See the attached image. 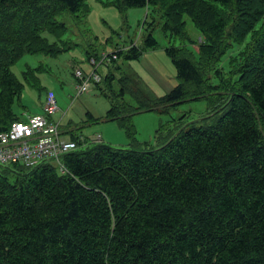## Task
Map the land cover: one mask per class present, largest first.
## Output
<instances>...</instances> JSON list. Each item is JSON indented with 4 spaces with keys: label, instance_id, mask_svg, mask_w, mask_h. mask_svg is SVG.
<instances>
[{
    "label": "trees",
    "instance_id": "16d2710c",
    "mask_svg": "<svg viewBox=\"0 0 264 264\" xmlns=\"http://www.w3.org/2000/svg\"><path fill=\"white\" fill-rule=\"evenodd\" d=\"M85 1L0 0V132L27 111L21 104L26 84L43 87V63L27 65L23 80L13 66L26 55L71 48L61 46L66 40L58 39L57 30L64 25L54 19L62 13L78 16ZM161 1L115 0L114 5L126 15L130 8ZM172 2L213 32H206L210 43L199 53L209 67L232 48L212 42L229 24L215 3L246 8L232 34L238 44L264 15V0ZM177 22L164 23L166 35L179 33ZM45 30L59 42H50ZM157 44L150 31L144 43L116 51L113 60H138ZM166 53L179 79L168 94L140 92L131 86L133 77L122 79L108 116L130 133L139 111L162 113L165 105L207 101L206 73L198 63L178 46ZM87 57L96 58L90 52ZM238 68L239 86L216 119L187 125L182 118L167 121L158 129L156 145L116 147L83 139L70 128L65 132L80 148L63 156L69 173L50 163L34 169L0 166V264H264V37ZM106 79L110 87L115 76ZM102 82L94 85L103 89ZM16 101L24 106L19 114ZM9 172L17 175L15 181Z\"/></svg>",
    "mask_w": 264,
    "mask_h": 264
},
{
    "label": "rangeland",
    "instance_id": "374dc122",
    "mask_svg": "<svg viewBox=\"0 0 264 264\" xmlns=\"http://www.w3.org/2000/svg\"><path fill=\"white\" fill-rule=\"evenodd\" d=\"M114 1L86 0V5L78 16L62 13L54 19L58 24L64 25V29L57 30L58 39L62 37L66 40L61 46L71 48L56 55H26L13 66L14 73L21 80L27 65L35 67L43 63L45 66V71L40 74L43 87L38 90L26 84L21 104L29 110L38 111L41 107L40 102L46 97L47 91H53L60 107L56 118L62 117L64 130L72 128L85 139L99 141L101 137L103 142L125 148L156 145L158 129L167 121L173 123L182 118L180 122L187 125L216 119L224 109L223 107L227 106L231 93L239 86L238 67L244 60V55H252L264 37V35H256V33L264 32V15L257 21L251 33L244 37L241 44H238L239 42L232 38V34L237 18L240 19L245 15L246 8L238 7L235 11L215 3L216 8L229 17V24L227 30L217 37L218 40L212 39V42L216 43V47H220L219 43H223L232 48L221 62L209 67L199 54L200 46L210 43L206 32L213 33L203 19L200 24L194 20L192 13L174 9L172 0H163L157 6L130 8L126 15L119 12ZM175 20L178 21L176 25L179 26V33L169 32L170 34L166 35L162 29L164 23L170 21L175 24ZM49 30L43 32L44 36L52 43L59 42ZM150 31L158 44L153 48H146L140 59L113 60L112 54L116 51H125L133 45L144 43ZM171 45L178 46L184 54L192 57L206 73L209 93L207 101L202 99L184 102L177 106L165 105L161 108L164 111L162 113L139 111L131 118L134 133H130L120 121L111 120L108 116L123 86L122 79L124 75L133 77L130 78L133 82L131 86L135 84L140 87V92H150L157 97L168 94L179 84L176 67L166 53V48ZM87 52L95 54L97 58L99 72L103 79V89L93 84L88 91L78 95L76 69L80 67L89 72L93 68L88 60ZM111 75H114L115 79L109 87L105 77L108 78ZM135 79L141 86L135 82ZM106 94H110L111 97H107ZM126 97L128 101L133 102L128 92ZM22 110L24 106L20 105V101H16L15 113L19 114ZM66 134L70 136L67 131ZM87 145L83 142V147ZM8 176L13 181L17 179L15 173L9 172Z\"/></svg>",
    "mask_w": 264,
    "mask_h": 264
},
{
    "label": "built area",
    "instance_id": "2783aa9c",
    "mask_svg": "<svg viewBox=\"0 0 264 264\" xmlns=\"http://www.w3.org/2000/svg\"><path fill=\"white\" fill-rule=\"evenodd\" d=\"M112 57L117 56L112 54ZM90 62L93 68L89 72L80 67L75 71L78 95L88 91L91 85L102 79L97 58L92 57ZM59 111L55 93L48 91L41 112L25 113L24 117L14 121L8 130L1 131L0 166L22 165L34 169L44 163H50L55 165L60 173H69L63 156L79 149L80 145L66 134L61 120L54 118ZM99 139L93 142H100L101 137Z\"/></svg>",
    "mask_w": 264,
    "mask_h": 264
},
{
    "label": "crops",
    "instance_id": "0c3cea01",
    "mask_svg": "<svg viewBox=\"0 0 264 264\" xmlns=\"http://www.w3.org/2000/svg\"><path fill=\"white\" fill-rule=\"evenodd\" d=\"M47 92H48V91H47ZM44 101H45V98H44V100L42 101V105H41V107H40V108L37 107V108L39 109L38 111H32V110H29V109L27 108L28 113H29V114H34V113L41 112L42 109H43ZM37 108H36V109H37ZM25 113H27L26 110H25L24 113L22 114V117H24ZM57 114H58V113H57ZM57 114L54 116V118H56ZM56 119L62 121V117H61V118H56ZM83 137H84V136H83ZM84 138H85V137H84Z\"/></svg>",
    "mask_w": 264,
    "mask_h": 264
}]
</instances>
